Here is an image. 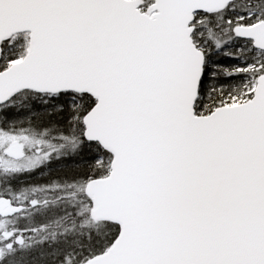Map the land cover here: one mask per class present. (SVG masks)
<instances>
[{"label": "snow or ice", "instance_id": "6c2138e0", "mask_svg": "<svg viewBox=\"0 0 264 264\" xmlns=\"http://www.w3.org/2000/svg\"><path fill=\"white\" fill-rule=\"evenodd\" d=\"M0 264H264V0H0Z\"/></svg>", "mask_w": 264, "mask_h": 264}]
</instances>
